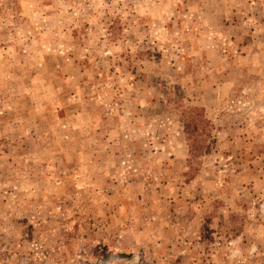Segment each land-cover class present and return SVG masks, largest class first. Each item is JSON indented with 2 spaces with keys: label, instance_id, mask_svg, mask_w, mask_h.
<instances>
[{
  "label": "rangeland",
  "instance_id": "rangeland-1",
  "mask_svg": "<svg viewBox=\"0 0 264 264\" xmlns=\"http://www.w3.org/2000/svg\"><path fill=\"white\" fill-rule=\"evenodd\" d=\"M0 264H264V0H0Z\"/></svg>",
  "mask_w": 264,
  "mask_h": 264
},
{
  "label": "trees",
  "instance_id": "trees-1",
  "mask_svg": "<svg viewBox=\"0 0 264 264\" xmlns=\"http://www.w3.org/2000/svg\"><path fill=\"white\" fill-rule=\"evenodd\" d=\"M195 128V125H193V126H191V129L193 130ZM189 134L187 133V136H188Z\"/></svg>",
  "mask_w": 264,
  "mask_h": 264
}]
</instances>
